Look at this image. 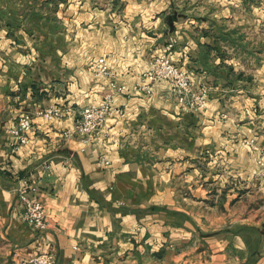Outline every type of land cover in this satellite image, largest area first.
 <instances>
[{"label":"crops","instance_id":"obj_1","mask_svg":"<svg viewBox=\"0 0 264 264\" xmlns=\"http://www.w3.org/2000/svg\"><path fill=\"white\" fill-rule=\"evenodd\" d=\"M219 1L0 0V264L43 253L56 264H264V195L243 190L264 143V73L211 32L212 12L230 10ZM172 43V62L209 93L204 110L167 84L142 91ZM111 93L123 114L94 144L63 136ZM25 112L31 142L18 148L11 129ZM27 183L43 232L23 220Z\"/></svg>","mask_w":264,"mask_h":264},{"label":"built area","instance_id":"obj_2","mask_svg":"<svg viewBox=\"0 0 264 264\" xmlns=\"http://www.w3.org/2000/svg\"><path fill=\"white\" fill-rule=\"evenodd\" d=\"M173 52V43L168 46V50L160 57L156 58L150 66L149 71L142 77V91L148 95L155 93V90L163 84L168 85V95L174 98L179 104L185 105L192 110H204L207 108L208 101L204 94V89L197 90L196 83L192 77L184 70L176 66L171 58ZM100 69L99 73L111 80L112 72L100 60L96 66ZM95 68V67H94ZM112 92L121 93L114 81L110 83ZM121 108L113 106V93L107 95L105 102L101 105H93L85 108L81 119L78 120L71 131H65L63 136L66 138L77 137L85 145L94 144L101 134L107 121L116 116L122 115ZM46 119L61 117L60 109H49L41 113ZM33 129V119L29 113H23L17 120L16 125L11 129V135L15 139L16 147H22L30 144V132ZM109 165V162H105ZM19 197L24 205L25 211L23 220L36 227L39 232H43L48 227L47 214L45 208L37 196L36 189L29 183L25 184L19 190ZM20 264H56V258L51 253H43L34 256Z\"/></svg>","mask_w":264,"mask_h":264},{"label":"rangeland","instance_id":"obj_3","mask_svg":"<svg viewBox=\"0 0 264 264\" xmlns=\"http://www.w3.org/2000/svg\"><path fill=\"white\" fill-rule=\"evenodd\" d=\"M216 1L219 0H213V3ZM221 2L225 3L224 9L230 6V10H223L221 12L216 10L212 12L213 25H211V32L213 35L223 39V41L219 42L222 48H234L237 45L242 50L241 53L247 52L250 58H245L248 62L245 60L242 62L246 65V63L249 64L255 61L259 71L263 74L264 52L262 50L264 48H261L260 45L258 47V42L264 44V0H222ZM219 18H222L221 20L229 18L228 24H238V27L227 26L225 23L223 26H219L217 22ZM216 24L218 27L215 26ZM225 56L233 57L234 55L227 51ZM260 86L264 89V78L262 77L260 79ZM204 94L209 102L210 96L208 91L206 90ZM260 130L262 133L264 128ZM256 143V140H250L247 144L256 148ZM257 152L258 170L255 173V180L243 185L245 195H264V143L261 144Z\"/></svg>","mask_w":264,"mask_h":264}]
</instances>
